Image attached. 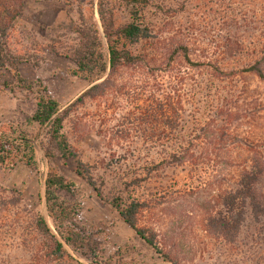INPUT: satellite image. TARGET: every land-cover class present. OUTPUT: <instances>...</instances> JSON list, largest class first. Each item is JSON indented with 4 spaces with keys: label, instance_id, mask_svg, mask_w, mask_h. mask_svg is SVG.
Listing matches in <instances>:
<instances>
[{
    "label": "rangeland",
    "instance_id": "rangeland-1",
    "mask_svg": "<svg viewBox=\"0 0 264 264\" xmlns=\"http://www.w3.org/2000/svg\"><path fill=\"white\" fill-rule=\"evenodd\" d=\"M22 2L10 40L15 50L24 52L18 71L27 80H40L50 95L66 106L90 86L72 74L74 65L63 56L73 38L69 24L94 22L102 37L99 1L74 0L72 8L57 0ZM102 2L105 11L112 12L115 24L128 21L125 0ZM163 5L159 15L165 24L162 46L191 43V63L201 66L197 71L191 63L181 61L182 82L176 95L181 102L182 121L177 139H167L160 122L143 120V110L152 99H163L177 80L167 75L150 78L145 89L138 92V72L121 68L112 76L104 95L86 98L64 122L69 143L89 166L98 191L75 173V159L56 157L49 161L37 142L36 170L23 164L9 172L0 169V264L89 263L66 246L74 261L56 259L34 226V217L39 213L55 234L44 203L48 166L75 183L81 202L78 221L93 233L101 264H172L119 218L110 205L114 197H119L122 204L136 199L150 205L139 224L156 229L159 249L178 264H264V219L245 220L233 241L209 233L206 227V213L216 207V194H224L233 186L237 170L249 153L264 157V77L243 72L247 63L243 53L263 45L264 18L259 14L262 1L168 0ZM247 5L251 7L248 10ZM234 14L236 18L232 19ZM229 16L225 22L223 19ZM161 29L159 25L158 31ZM55 44L65 49L59 48V54H55L50 50ZM233 46L242 53L230 52ZM211 64L234 71L233 77L216 81L208 69ZM154 84L155 92L150 87ZM234 85L239 91L234 94L236 99L228 108L230 117L224 124L218 116L220 100L225 96L223 88L228 90ZM35 97V92L20 88L8 68L0 66V126L25 122ZM211 119H217L214 124L218 128L206 132L211 135L208 141L216 138L226 149L218 159L219 170L212 173L207 162L194 166V170L189 163H171L167 153L174 142L180 138L183 141ZM250 147L255 153L248 150ZM257 189L264 197V176Z\"/></svg>",
    "mask_w": 264,
    "mask_h": 264
},
{
    "label": "trees",
    "instance_id": "trees-1",
    "mask_svg": "<svg viewBox=\"0 0 264 264\" xmlns=\"http://www.w3.org/2000/svg\"><path fill=\"white\" fill-rule=\"evenodd\" d=\"M57 1L71 8L74 3V0ZM98 1L97 12L101 22L102 37L94 22L87 23L81 20L77 25L70 22V36L73 38L66 49L56 44L50 46L51 52L55 54H59V48L62 50L64 48L66 51L63 56L74 65L72 74L90 83V86L73 102L62 106L50 95L40 80H27L20 75L18 64L24 59V52L15 50L10 40L14 23L21 14L23 2L0 0V66L12 72L20 88L29 93H36L33 109L25 122L11 121L0 126V169L4 172L11 171L17 164L36 170L35 142H37L49 161L56 157L64 161L75 159V173L98 191L89 166L78 158L76 149L69 143L64 131V122L70 111L82 104L86 98L94 99L104 95L112 84V76L121 68L138 72L136 87L138 92L145 89L150 78L157 80V77L167 75L168 79L177 80L162 95L163 99H152V103L143 110L144 121L160 122L164 125V136L167 139L171 137L177 139L176 133L182 121L181 102L176 95L182 82L179 71L183 68L181 61L192 62L189 56V48L192 44L181 41L166 45L164 43V47L162 46L163 42L160 40L165 24L161 22L159 15L163 4L168 0H125L129 6L128 21L122 24H115L112 20V12L107 13L103 8L102 0ZM260 1L262 5L259 14L264 18V0ZM245 8L248 10L251 7L247 5ZM235 15H231L232 19L236 18ZM228 18L231 17L223 20L227 22ZM159 25L162 26L161 31H158ZM262 42L260 48L246 49L243 53L247 61L243 72L259 78L264 77V39ZM230 52L235 55L241 54L242 50H236L233 46ZM191 66L196 67L197 71L201 67L200 64L193 63ZM208 69L213 74V78L220 83L233 77L234 74V71H228V68L217 64L209 65ZM103 77L105 78L101 80ZM150 87L155 92L157 86L154 84ZM237 90L239 91L236 85L228 90L223 88L225 96L220 100L218 116L224 124H227V119L230 117L229 109L233 107L232 103L236 99L234 94ZM214 123H217V119L208 120L196 128V131H191L183 141L182 138H180L181 142L175 141L172 151L167 153V159L177 165L189 163L193 166V170L194 166L207 162L211 166V172L216 173L221 162L218 159L226 149L216 138L208 141L211 135L206 132L214 131L213 127L217 126ZM248 150L255 153L251 147ZM263 176L264 157L260 153L254 155L249 153L247 160L237 170L233 186L223 191L224 194L217 193L216 207L207 211L206 227L209 233L233 241L245 220L264 219V197L257 189V184ZM76 189L71 179L62 175L55 167L48 166L44 179V203L55 234L52 233L45 217L39 213L34 217V226L56 259L74 261L66 246L73 253L87 260L89 262L87 264H101L93 233L78 221L81 202ZM110 205L136 236L162 254L164 260L178 264L170 255L159 249L156 229L139 224L140 218L150 209L148 203L133 199L122 204L119 197H114Z\"/></svg>",
    "mask_w": 264,
    "mask_h": 264
}]
</instances>
